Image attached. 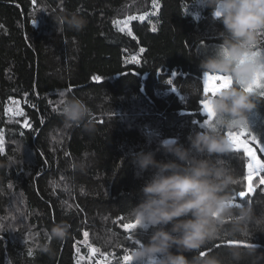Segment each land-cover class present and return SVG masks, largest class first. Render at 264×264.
<instances>
[{
	"label": "trees",
	"instance_id": "trees-1",
	"mask_svg": "<svg viewBox=\"0 0 264 264\" xmlns=\"http://www.w3.org/2000/svg\"><path fill=\"white\" fill-rule=\"evenodd\" d=\"M152 3L0 0V264H78L86 239L121 264L138 246L135 229L123 225L134 222L130 210L151 171L140 175L133 156L151 150L157 159H171L162 141L177 138L188 146L203 129L200 63L221 43L223 29L206 0H158L156 14L133 20L131 33L116 26L122 16L150 11ZM71 14L85 18L82 30L58 27ZM194 88L201 91L191 94ZM66 94L91 109L71 127L61 113ZM261 97L249 116L264 117ZM14 100L23 114L10 120ZM252 130H242L250 141ZM248 160L242 150L228 157L239 180L235 199L264 209L259 179L252 195H236L246 192ZM60 222L70 225L63 240L51 235ZM229 241L218 239L204 251L225 252ZM249 244L256 249L245 264H264V232L241 242L246 251Z\"/></svg>",
	"mask_w": 264,
	"mask_h": 264
},
{
	"label": "clouds",
	"instance_id": "clouds-1",
	"mask_svg": "<svg viewBox=\"0 0 264 264\" xmlns=\"http://www.w3.org/2000/svg\"><path fill=\"white\" fill-rule=\"evenodd\" d=\"M206 2L223 29L221 43L200 67L210 81L224 76L231 82L206 97L212 118L190 136L188 146L177 138L161 142L171 159H157L151 150L134 154L138 173L151 171V175L139 190V202L130 210L139 241L130 264H245L256 245L249 244L246 251L241 242L264 232V209L258 210L251 200L237 202L234 198L239 180L228 162L235 148L228 133L247 129L249 113L264 91V0ZM86 23L79 14L57 21L58 27L66 25L76 31ZM200 91L194 88L191 94ZM90 111L85 99L68 94L62 97L66 126L83 122ZM69 227L64 222L53 225L52 237L65 239ZM218 239L234 243L225 252L209 247L202 256Z\"/></svg>",
	"mask_w": 264,
	"mask_h": 264
},
{
	"label": "rangeland",
	"instance_id": "rangeland-1",
	"mask_svg": "<svg viewBox=\"0 0 264 264\" xmlns=\"http://www.w3.org/2000/svg\"><path fill=\"white\" fill-rule=\"evenodd\" d=\"M158 6H159L158 0H153L152 8L150 11L146 13H141L139 15H134V16H122L120 19L115 21V24L120 30L127 32V33H131V23L133 22V20L138 19L140 21H143L146 19H150L151 16L156 14L157 9L159 8ZM134 60H137V57H134ZM204 77H205V74L203 76V85H204ZM211 83L212 85H219L221 81L214 80ZM205 95L210 96L211 93H207V94L205 93ZM7 111H8L10 120H16L18 119V117H20L23 114L22 105L19 101H16V100L12 101L9 104ZM204 114L205 116H207L206 112H204ZM207 119H208V116H207ZM263 120H264V117L263 116L261 117L260 114L255 113V112H253L249 116V119H248L247 129L245 130L253 129L252 133L254 135L252 136V139L255 141V145L253 144V140L250 141L246 137L247 133L245 131H243L244 135L240 136V139L246 141L248 146L252 148V150L254 151L256 155V158L261 163H264V158L259 155V152L256 146L259 145L258 147L261 148V151L264 154V142L262 141L263 140L262 138H264V122H262ZM240 132L241 131H237L234 133L239 134ZM0 144L4 146V135H3L2 127H0ZM234 150H242L248 156V159H249L247 163L248 185H247V189L245 193L246 195H252L256 190V185H255L256 179H259L260 184L261 183L264 184V182H262V178H264V172H257L255 168H253L251 170V176H249V171H250L249 165L254 164L255 162L253 161L252 157L248 155L247 151L243 147H240V148L235 147ZM249 186H251V189H252L251 192H249L248 190ZM93 244H95L96 246ZM128 256L131 257V260H132V255L130 254ZM115 260L116 259L115 257H113L112 252L111 254L106 253V251L104 250V247L101 246V244H97V242L95 243L94 239L92 241L86 239L84 243V247L79 249L78 254H77L78 264H115L116 263L114 262ZM121 264H128V262H126L123 259Z\"/></svg>",
	"mask_w": 264,
	"mask_h": 264
},
{
	"label": "snow or ice",
	"instance_id": "snow-or-ice-1",
	"mask_svg": "<svg viewBox=\"0 0 264 264\" xmlns=\"http://www.w3.org/2000/svg\"><path fill=\"white\" fill-rule=\"evenodd\" d=\"M217 15H219V13H217ZM33 23L35 24L36 21H33ZM93 79L99 80L100 77H98V76L97 77H93ZM215 80H219V81H221V83L219 85H212V83H211L212 81H210L209 76L208 75H205V77H204V87H203L204 93H206V94L207 93H211V95H214L215 94V89L224 87V86H226L227 83H230L231 82L230 79H228V78H226L224 76H218V77L215 78ZM168 83L171 84L172 81L169 80ZM251 88H252V86H250V89L249 90H251ZM61 95H63V93H61ZM260 95L264 96V91H262L260 93ZM200 103L203 105L204 112L207 113L208 119L204 121V123L207 124L211 120V118H212V113H211L210 108H209V101L205 98V99L201 100ZM228 135H230L235 140V147L236 148L243 147L247 151L248 155L251 156L252 159H253V161L255 162L254 164H250L249 165V169H250L249 176H251V170L253 168H255V170L257 172H264V163H261L256 158V155H255L254 151L252 150V148H250L248 146L247 142L240 139V136L241 135H244V132L241 131L239 134H235V133H231L230 132V133H228ZM253 138H255V137H253ZM262 182H264V178H262ZM248 190H249V192H251V190H252L251 189V186H249V189ZM236 195L241 196V197H244L246 195V193L243 192V191H241V192L237 193ZM234 198H236V197H234ZM135 226H136V222L135 221L133 223H127V224H124L123 225V227H125L126 229H133V228H135ZM3 229H4V226H3L2 223H0V231H2ZM85 235H87V233H85ZM136 243H139V241L137 240ZM233 243H234L233 241H229V244H233ZM210 250L211 249H208L207 251H202L201 252V255L202 256L203 255H206L207 252L210 251ZM124 260L126 262H128V264H130L131 257L125 256L124 257Z\"/></svg>",
	"mask_w": 264,
	"mask_h": 264
}]
</instances>
